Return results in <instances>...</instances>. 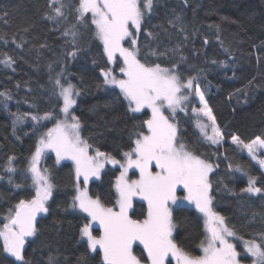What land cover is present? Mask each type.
Instances as JSON below:
<instances>
[{
    "label": "trees",
    "instance_id": "16d2710c",
    "mask_svg": "<svg viewBox=\"0 0 264 264\" xmlns=\"http://www.w3.org/2000/svg\"><path fill=\"white\" fill-rule=\"evenodd\" d=\"M65 3L71 6L65 9L68 19L53 23L44 19L51 12L48 0H0V60L7 55L15 61L11 67L0 64V92L11 96L10 100L0 96V177H3L0 179V227L9 208L35 194L26 168L41 136L59 119L61 101L52 81L62 69L65 86L70 82L81 93L75 97L77 102L72 113L80 120L82 139L92 145L90 151L99 149L122 161V153L130 150L135 139L134 130L139 131L138 125L150 118L146 110L130 113L127 101L117 88L104 84L102 70L111 69L120 78L123 61L116 56L114 63H108L90 23L77 25L78 46L82 50L75 58L66 55L73 49L65 43L70 37L62 36V32L77 24L71 8L78 0H65ZM173 10L183 16L184 31L168 23ZM143 28L138 35L141 62L169 66L170 61H180L181 55L186 57L180 64L182 77H196L195 83L201 87L224 137L217 146L205 143L194 129L189 112L176 113L173 122L179 124L181 138L197 155L218 165L210 173L213 210L224 216L227 225L244 240L264 232V193L242 192L248 176L234 169L237 164L243 166L258 178L257 186L262 188L264 180L260 177L264 174L230 142L233 135L245 143L256 137L264 138V0H187L186 4L185 0H160ZM149 30L158 35L147 38L144 33ZM132 31L135 33V29ZM130 44V40L123 42L124 47ZM177 46L178 52L168 51L169 59L150 54V49L164 52ZM13 113L27 114V118L13 125ZM45 113H50L52 118L38 122L31 119L32 115ZM9 156L15 157L17 169L11 174L4 170ZM40 168L49 169L55 187L48 201V213L37 221L36 237L26 240V259L33 264H47L51 254L57 264H102L100 252H91L80 239V228L87 218L69 207L75 195L73 166L57 164L52 155H47ZM119 170L118 166L106 168L99 180L89 183V196L99 197L105 206L114 205ZM9 176L13 183H9ZM14 184L23 186L16 188ZM144 212L145 204L135 202L129 214L133 219H142ZM172 215L176 224L175 242L199 255L198 245L204 239L200 215L183 205L175 206ZM237 250L241 251L239 247ZM142 251L138 246L137 254ZM4 258L14 260L2 252L0 242V259ZM243 261L249 264L250 258Z\"/></svg>",
    "mask_w": 264,
    "mask_h": 264
},
{
    "label": "snow or ice",
    "instance_id": "6c2138e0",
    "mask_svg": "<svg viewBox=\"0 0 264 264\" xmlns=\"http://www.w3.org/2000/svg\"><path fill=\"white\" fill-rule=\"evenodd\" d=\"M159 2L160 0H78V4L71 8L77 24L65 28L62 32V36L70 37L65 43L71 44L73 49L66 55L75 58L82 50L78 46L80 33L77 25L90 23L94 28L95 39L103 45L108 63H114L117 54L123 61L119 68L123 78H117L111 69L102 70L104 84L119 89L127 101L130 113H141L148 109L151 116L138 125L139 131L134 130L135 139L132 140L130 150L122 153L123 162L99 149L95 150L94 156L90 155L92 145L82 139L80 120L70 113V109L77 102L75 97L81 93L70 82L65 86L62 82L66 80L63 69L57 73L52 82L63 101L60 111L65 119H57L55 127L48 129L41 136L30 158L26 173L30 175L34 196L31 199H20L3 216V224L0 227L2 252L14 260L0 259V264H33L24 255L26 240L36 237L37 216L40 213H48V201L55 187L49 169L39 167L45 150L55 152L57 163L61 160L72 161L77 182L69 207L85 214L87 222L80 228V237L87 240L90 251L96 252L99 249L102 253V264H171L169 257L175 260L176 264H241L238 260L241 253L230 242V237L242 240L244 252L247 254L245 261L251 257V264H264V232L244 240L237 235L234 228L227 225L224 216L213 210V184L210 173L218 165L214 166L201 155H197L193 147L181 138L179 124L173 122L178 111L187 114V105L191 103L194 90L201 107L192 106V115L203 141L219 145L224 139L201 87L195 83L196 77H182L180 64L186 57L181 55L180 61H170L169 66H162L160 62L146 64L139 59L138 35L144 31L143 26ZM69 7L71 6L66 4L65 0H48L51 12L45 14L44 19L53 23L67 20L65 9ZM168 23L178 31H184L183 16L174 10ZM132 29H135V33ZM144 34L149 39L158 35L151 30ZM125 40L131 41L130 47L123 46ZM207 43L205 40V44ZM16 46L21 47L20 44ZM168 51L178 52L179 46L164 52L150 49V54L158 59H169ZM14 63L13 58L7 55L0 60V64L5 67H11ZM49 67L51 70V65ZM0 96L5 100L11 99L5 92H0ZM166 111L172 114L171 117L165 114ZM12 115L15 117L13 125L27 118V114ZM51 118L50 113L31 116V119L37 122ZM209 127L211 134L208 133ZM231 139L233 144L246 148L251 160L264 171V159H258L256 155L257 148H264V138L256 137L251 143H245L236 135ZM14 161L15 157H8L4 169L6 172L11 174L17 171ZM105 162L119 164L121 169L114 185L115 203L112 206H105L99 197L94 199L88 194L90 178H100ZM129 169H135L139 173L137 179L128 178ZM229 169H232L231 164ZM234 170L248 176L247 186L242 192L251 195L264 193V188L257 186L258 178L250 175L243 166L237 164ZM29 175H26L25 179H28ZM81 177L83 188L80 184ZM260 179L264 180V177ZM9 183H13L11 176ZM22 186L14 184L16 188ZM181 188L184 195L179 197L178 189ZM137 199L147 206L146 212L142 213V219H133L129 214L134 200ZM178 199L193 204L197 212L204 217L207 234L198 245L202 254L196 255L187 251L173 238L176 224L169 205L175 204ZM94 225H99L98 236L93 235ZM138 246L143 249L139 255ZM47 264H57L56 258L50 254Z\"/></svg>",
    "mask_w": 264,
    "mask_h": 264
},
{
    "label": "rangeland",
    "instance_id": "374dc122",
    "mask_svg": "<svg viewBox=\"0 0 264 264\" xmlns=\"http://www.w3.org/2000/svg\"><path fill=\"white\" fill-rule=\"evenodd\" d=\"M100 43H101V42H100ZM101 44H102V43H101ZM102 46H103V45H102ZM117 56H119V54H117ZM119 57H120V56H119ZM119 74H120V78H123V77H122V74H121V73H119ZM108 86L113 87V88L116 89V87H114V86H111V85H108ZM117 90L119 91L118 88H117ZM58 91H59V90H58ZM119 92H120V91H119ZM60 101H61V107H62V106H63V101H62V99H60ZM192 106H195V107H201V105L199 104V98L195 96L194 90H193V94H192V97H191V103L187 105V111L189 112V116H190V119H191V121H192V124H193L194 129H195L196 132L198 133L200 139L203 141V138L201 137L200 132H199V130L196 128L195 123H194V117H193V115H192ZM61 107H60V109H61ZM72 110H73V107L70 109V113L73 115ZM144 110L148 111L149 114H150V116H151V112H150V110H148V109H144ZM144 110H143V111H144ZM165 114L168 115L169 117H171V115H172L170 112H167V111H166ZM59 119H60V120L65 119L64 114H63L61 111H59ZM68 119H69V122H71V117H70V116H69ZM204 119L206 120V118H204ZM56 122H57V121H56ZM56 122H55V124H56ZM55 124H54L53 127H55ZM53 127H52V128H53ZM208 133L211 134V127L208 128ZM203 142H204V141H203ZM221 142H222V141H221ZM230 142L232 143V139L230 140ZM249 143H251V142H249ZM209 144H210V143H209ZM211 145H212V144H211ZM234 145H235L237 148H239V149L241 150V152H243L245 155H247L248 158L251 160V158H250V156H249L248 151H247L246 148H243V146H237L236 144H234ZM214 146H217V145H214ZM89 154L94 156V155H95V152L89 151ZM47 155H52V156L54 157L56 163H57L55 152H52L51 150H45L44 153L42 154L41 160H40V162H39V167H40V163L42 162V160H43ZM256 155H257V158H258V159H264V148H257V149H256ZM123 161H124V157H123V160H122L121 162H123ZM251 161H252V160H251ZM252 162H253V164L256 165V166L258 167V169L260 170L259 166L255 163V161H252ZM61 163H70V164L73 166V168H74V172H75V167H74L72 161H70V160H61V161H60L59 163H57V164H61ZM117 166H118L119 169H120V165H119V164L112 165V164H110V163L105 162V166H104V168L101 169V173H102L106 168L115 169V168H117ZM260 171L264 174V171H262V170H260ZM120 172H121V169L119 170V175H120ZM101 173H100V175H101ZM133 173H135V174H133ZM119 175H118V176H119ZM138 176H139V173L136 172L135 169H129V173H128V178H129V179H137ZM97 180H99V179H97L96 177H91L90 180H89V183H90L91 181H97ZM76 182H77V181H76ZM89 183H88V185H89ZM80 184H81V188H83V178H82V177H81V179H80ZM183 195H184L183 189H182V188H181V189H178V196H179V197H182ZM135 202H140V203L145 204L143 201H140V200H138V199H137V200H134V203H135ZM178 205L186 206V207L191 208V209H193V210H195V211L197 212V210H196V208H195V206H194L193 204H189L186 200H183V199H178L177 202H176L175 204H171V203H170L169 206H170L171 211H172V209H173L175 206H178ZM145 206H146V204H145ZM146 207H147V206H146ZM77 210H78V209H77ZM78 211H79V210H78ZM130 211H131V210H130ZM80 213H81V212H80ZM129 213H130V212H129ZM197 213L200 215L201 220H202V223H203V228H204V238H205V236H206L207 233H206V230H205L204 217H203L202 214H200L199 212H197ZM82 214H83V213H82ZM83 215H85V214H83ZM95 231L98 232V235L100 234V233H99V225H94V227H93V235H96V234H95ZM173 233H174V232H173ZM98 235H97V236H98ZM80 239H81V237H80ZM229 240H230V242H232V243L236 246V250H237V247H239V248L241 249V251L237 250L239 253H241V255L238 257V260L241 261V264H244L243 259H244V257H245L247 254L244 252V246H243V242H242V240H241V239H237V238H232V237H230ZM81 241H83V242L86 243V245H87V240H86V239H83V240L81 239ZM140 247L142 248V246H140ZM97 251H99V249H97ZM91 252H92V251H91ZM99 252H100V251H99ZM100 254H101V258H102V253L100 252ZM200 254H202V253H200ZM145 255H146V254H145ZM248 258H250V263H249V264H251V262H252V258H251V257H248ZM169 259L171 260V263H172V264H176L175 260H172L171 257H169Z\"/></svg>",
    "mask_w": 264,
    "mask_h": 264
},
{
    "label": "water",
    "instance_id": "95a60500",
    "mask_svg": "<svg viewBox=\"0 0 264 264\" xmlns=\"http://www.w3.org/2000/svg\"><path fill=\"white\" fill-rule=\"evenodd\" d=\"M43 215H44V213H40V214H38V216H37V221H38L39 218L42 217Z\"/></svg>",
    "mask_w": 264,
    "mask_h": 264
}]
</instances>
